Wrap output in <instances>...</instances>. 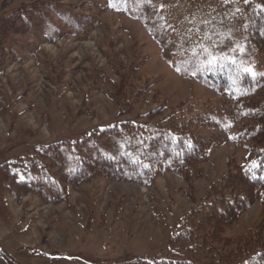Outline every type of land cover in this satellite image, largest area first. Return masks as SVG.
<instances>
[{
    "label": "rangeland",
    "instance_id": "1",
    "mask_svg": "<svg viewBox=\"0 0 264 264\" xmlns=\"http://www.w3.org/2000/svg\"><path fill=\"white\" fill-rule=\"evenodd\" d=\"M20 1L0 0V11ZM124 2L128 9L133 5L130 0H52L46 24L12 35L13 55L4 58L0 69V162L27 158L38 146L133 118L149 107L148 95L129 114L117 116L110 95L114 80L143 84L179 101L216 96L209 86L174 70L164 58L171 52L163 55L141 19L116 9ZM156 2L161 4L153 13ZM187 2L139 0L133 12H141L152 28L162 23L171 40L187 36L193 41L200 23L216 14L217 0H194L193 7ZM146 4L150 7L143 12ZM154 16L162 17L161 23ZM248 68L264 71V53ZM243 154L230 140L213 149L191 189L168 171L149 183L97 177L56 203L33 193L21 200L7 196L10 217L0 219V264H10L8 256L27 249L49 258V264H139L166 257L181 213L204 193L227 159ZM258 211L255 202L226 231L241 233L255 224Z\"/></svg>",
    "mask_w": 264,
    "mask_h": 264
},
{
    "label": "trees",
    "instance_id": "2",
    "mask_svg": "<svg viewBox=\"0 0 264 264\" xmlns=\"http://www.w3.org/2000/svg\"><path fill=\"white\" fill-rule=\"evenodd\" d=\"M138 1L130 0L129 9L128 2L115 7L140 18L161 44L163 55L171 52L164 58L174 70L209 86L216 96L179 101L143 84L114 80L110 95L117 116L129 114L148 95L149 107L133 118L38 146L27 158L1 161L0 219L6 222L10 217L7 196L21 200L33 193L56 203L66 200L72 188L97 177L149 183L169 171L191 189L209 153L230 140L244 154L238 160L227 159L204 193L181 213L171 229L170 254L139 264H264V71H245L264 53V0H217L216 14L200 23L199 37L193 41L187 36L175 41L165 37L162 17L154 16L161 27L147 25L141 12H133ZM184 1L193 7L194 0ZM51 3L23 0L0 11V69L4 58L13 55L12 35L46 24ZM158 4L152 6L153 13ZM211 56L218 59L208 63ZM255 202V224L229 234L227 226ZM7 260L23 264L11 256Z\"/></svg>",
    "mask_w": 264,
    "mask_h": 264
},
{
    "label": "crops",
    "instance_id": "3",
    "mask_svg": "<svg viewBox=\"0 0 264 264\" xmlns=\"http://www.w3.org/2000/svg\"><path fill=\"white\" fill-rule=\"evenodd\" d=\"M13 254L16 256L14 258L23 264H49V258L39 255L38 251L35 249H27V251L23 253L14 251Z\"/></svg>",
    "mask_w": 264,
    "mask_h": 264
},
{
    "label": "snow or ice",
    "instance_id": "4",
    "mask_svg": "<svg viewBox=\"0 0 264 264\" xmlns=\"http://www.w3.org/2000/svg\"><path fill=\"white\" fill-rule=\"evenodd\" d=\"M207 50H205V52H206ZM218 58L217 57H214V56H211L209 59H208V63H212V62H214V61H216ZM246 72H251V69H246L245 70ZM255 163V162H254Z\"/></svg>",
    "mask_w": 264,
    "mask_h": 264
}]
</instances>
